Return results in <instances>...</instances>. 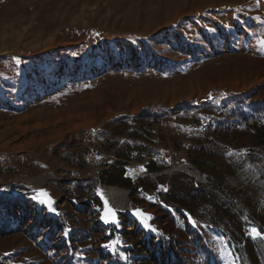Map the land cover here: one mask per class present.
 <instances>
[{
  "label": "rangeland",
  "instance_id": "rangeland-1",
  "mask_svg": "<svg viewBox=\"0 0 264 264\" xmlns=\"http://www.w3.org/2000/svg\"><path fill=\"white\" fill-rule=\"evenodd\" d=\"M261 41L264 0H0V201L16 210L5 219L0 211V227L15 229L0 235V264H170L179 252L171 236L184 247L204 225L198 220L197 235L189 230L170 183L157 177L180 172L185 185L208 183L188 152L193 136L209 138L193 116L204 125L227 109L264 113ZM142 112L143 122L132 119ZM134 126L142 136L129 135ZM117 140L133 144L136 159L117 165L131 186L100 183V204L80 180L116 166L108 146ZM260 146L241 144L256 155L222 186L238 192L241 207L249 201L245 215L264 225ZM183 165L205 180L165 173ZM115 188L127 191L125 208L115 207ZM41 189L55 213L37 202L47 198ZM98 190L119 225L101 220ZM161 225L165 243L145 244ZM209 235L205 247L195 245L198 259L206 249L212 264H237L222 236Z\"/></svg>",
  "mask_w": 264,
  "mask_h": 264
},
{
  "label": "trees",
  "instance_id": "trees-1",
  "mask_svg": "<svg viewBox=\"0 0 264 264\" xmlns=\"http://www.w3.org/2000/svg\"><path fill=\"white\" fill-rule=\"evenodd\" d=\"M206 109L208 108L206 107ZM228 110L230 109H227V112L224 113L213 112L211 120L204 125L201 116H193L194 124L196 126H202L209 138L202 140V138L199 139L193 136L188 146V152L197 168L206 174L209 180L208 183L202 184L196 182L195 179H191L185 185L179 179L180 172L172 178L174 180H168V176L165 175L157 177L156 181L158 184L170 183L171 193L174 196L173 199L179 203V206L185 209V212H182L180 216L188 223L189 230L196 231L195 234L199 232L198 229L195 230V227L190 224L187 215H185L186 213L191 215L193 220L197 222V225L198 220L204 225L200 232L201 234H196L197 238H194L190 242H183L185 243L184 247L181 244H176L173 236H171L172 240L170 242L172 243H168V246L176 248V250L179 249V252L169 255L170 264H212L213 258H207L208 253L206 249L203 251L202 257L198 259L197 252L201 246H197V249L195 248V245H200L202 241L204 242L203 247L207 245V241L210 239V232L222 236L237 264H264V225L255 220L253 216L249 214L248 216L247 214L245 215L244 211H246L249 201H245L247 205L241 207L235 198L238 192L235 190L229 192L222 186L226 176L238 172L248 161L253 160L256 155V153H252V149V151L248 150L246 154H243L244 152L242 151L244 148L240 147L242 143L264 146V113L241 112L237 114L238 111L234 109V111ZM175 111L176 108H172L170 113H174ZM143 113L145 112L135 115L132 119L137 122H143L146 118ZM120 122L121 128H130V125L127 124L128 122L126 123L123 120ZM117 124L119 123L117 122ZM252 128L255 130L253 133H245L247 130L249 133V129L252 130ZM99 133L103 134L98 132V137ZM129 135L132 138L142 136L139 128L135 126L129 130ZM224 143L231 144L232 146H221ZM108 147H116L115 156L118 158L116 160V166L112 170L102 171L99 179L87 177L80 180L81 184L87 183L86 186L82 185L81 187L86 189L87 194L96 195L95 199L97 202L99 198L95 192L97 186L102 182H106L107 180L109 184L125 182L124 185L131 186L130 180L127 181L123 178L124 172L117 165L123 164L121 162L122 160L128 161L136 159V156L132 154L133 144L131 142H120V140H117L109 144ZM206 166L210 167V172L207 171ZM151 169L156 170L157 167L153 166ZM148 186L154 188L150 184ZM4 203H6V206ZM12 203L14 204L10 200L6 202L0 201V205L4 204V208H0L2 219L6 218V213H16V210L12 207ZM99 203L101 204L100 201ZM163 217L166 218L167 214ZM252 228L261 231V236L257 237L251 234L250 230ZM160 230L161 236H156L155 238L151 236L146 243L145 241L143 242L145 244L148 243L150 247H153L155 243H158L159 246L164 244L165 238H163V235L167 234L168 231L162 225ZM13 231H15L13 228L6 230V228L0 227V235H5ZM141 246L146 250V245L141 243Z\"/></svg>",
  "mask_w": 264,
  "mask_h": 264
},
{
  "label": "snow or ice",
  "instance_id": "snow-or-ice-1",
  "mask_svg": "<svg viewBox=\"0 0 264 264\" xmlns=\"http://www.w3.org/2000/svg\"><path fill=\"white\" fill-rule=\"evenodd\" d=\"M258 2H259V0H258ZM97 35H99V34H97ZM261 43L264 44V41H261ZM88 86H90V85H86V87H88ZM165 190H166V189H165ZM40 191H41V195H42V196H45V197H47V198H46V199H39L37 202H38V203H41V204H45V205L48 207V209H49L50 211H52V212L55 213V212H56V209L53 207L54 201H52L50 195L47 194V192H46L45 190H43V189H41ZM98 195H100V198L104 201V213H103V215H101V217H100L101 220H103L106 224H108V223H112V224H114V225H119V219H118V217H117V212H116V210H114L111 206H109L108 201H107L106 199H104L103 193H101L99 190H98ZM33 199H36V197H33ZM57 214H58V213H57ZM133 215H136V216H140V215H142L141 210H135V211L133 212ZM185 215H187L188 221H189L194 227H197V226H198V225H197V222H196L195 220H193V218L191 217L190 214H187V213H186ZM150 218H151V217H149V219H150ZM141 223H142V224L144 225V227H145L146 229H148L149 231H153V232L157 231L156 229L151 228V226L147 223V220H141ZM250 231H251V234H253V235L257 236V237L261 236V234H262L261 231L257 230L256 228H252ZM64 235L67 236L68 233L65 232ZM112 243L115 244V243H117V242H112ZM110 246H111V245H109V244H105V245H103V247H105V248H108V247H110ZM113 251H115V248H114V247H113ZM4 255L7 256V255H9V254H8V253H5ZM119 255H120V258H121V259H124V260H127V259H128V257H127L123 252L119 253Z\"/></svg>",
  "mask_w": 264,
  "mask_h": 264
},
{
  "label": "bare ground",
  "instance_id": "bare-ground-1",
  "mask_svg": "<svg viewBox=\"0 0 264 264\" xmlns=\"http://www.w3.org/2000/svg\"><path fill=\"white\" fill-rule=\"evenodd\" d=\"M126 190H120L118 188L114 189L113 194H111L110 196H112L113 198V202L115 204L116 208H125L126 204H127V196H126Z\"/></svg>",
  "mask_w": 264,
  "mask_h": 264
},
{
  "label": "water",
  "instance_id": "water-1",
  "mask_svg": "<svg viewBox=\"0 0 264 264\" xmlns=\"http://www.w3.org/2000/svg\"><path fill=\"white\" fill-rule=\"evenodd\" d=\"M174 170H183V171H187V172H189L191 175H193V176L195 175V177H197V179H199V180H205V176L202 175V174L200 173V171H198V170H194V171H193V170L189 169L188 166H185V165H183V166H179V167L171 168V169L165 171V173H168V172H171V171H174ZM126 193H127V191H126Z\"/></svg>",
  "mask_w": 264,
  "mask_h": 264
}]
</instances>
